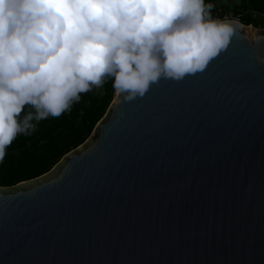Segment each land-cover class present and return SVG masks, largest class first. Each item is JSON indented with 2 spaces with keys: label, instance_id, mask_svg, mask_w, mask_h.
I'll list each match as a JSON object with an SVG mask.
<instances>
[{
  "label": "water",
  "instance_id": "1",
  "mask_svg": "<svg viewBox=\"0 0 264 264\" xmlns=\"http://www.w3.org/2000/svg\"><path fill=\"white\" fill-rule=\"evenodd\" d=\"M115 93L48 172L0 186V264H264V28Z\"/></svg>",
  "mask_w": 264,
  "mask_h": 264
},
{
  "label": "clouds",
  "instance_id": "2",
  "mask_svg": "<svg viewBox=\"0 0 264 264\" xmlns=\"http://www.w3.org/2000/svg\"><path fill=\"white\" fill-rule=\"evenodd\" d=\"M212 8L205 0H0V159L19 133L109 79L132 98L201 70L233 31Z\"/></svg>",
  "mask_w": 264,
  "mask_h": 264
},
{
  "label": "trees",
  "instance_id": "3",
  "mask_svg": "<svg viewBox=\"0 0 264 264\" xmlns=\"http://www.w3.org/2000/svg\"><path fill=\"white\" fill-rule=\"evenodd\" d=\"M219 1L222 0H205V3L213 5V12L217 10L215 3ZM221 7L241 13L245 24L264 26L263 21L254 16V13L264 14V0H228V3H221ZM115 93L113 82L109 79L102 87L82 93L81 99L60 116H49L39 121L35 131L19 133L0 159V186H11L51 170L66 153L91 135L107 112ZM28 110L29 106H26L25 112Z\"/></svg>",
  "mask_w": 264,
  "mask_h": 264
},
{
  "label": "built area",
  "instance_id": "4",
  "mask_svg": "<svg viewBox=\"0 0 264 264\" xmlns=\"http://www.w3.org/2000/svg\"><path fill=\"white\" fill-rule=\"evenodd\" d=\"M211 17L218 20H235L242 22V14L232 8L219 7L211 12Z\"/></svg>",
  "mask_w": 264,
  "mask_h": 264
},
{
  "label": "rangeland",
  "instance_id": "5",
  "mask_svg": "<svg viewBox=\"0 0 264 264\" xmlns=\"http://www.w3.org/2000/svg\"><path fill=\"white\" fill-rule=\"evenodd\" d=\"M221 3H228V0H222V1L216 2L215 3L216 7L217 8L221 7ZM229 4H230V7L233 6V3L232 2H230ZM254 16L257 17V19L259 21H263V23H264V14L254 13ZM261 28H264V26L263 27L261 26Z\"/></svg>",
  "mask_w": 264,
  "mask_h": 264
},
{
  "label": "snow or ice",
  "instance_id": "6",
  "mask_svg": "<svg viewBox=\"0 0 264 264\" xmlns=\"http://www.w3.org/2000/svg\"><path fill=\"white\" fill-rule=\"evenodd\" d=\"M226 44H227V40L223 41V42L219 45V48H218L217 53H219V52L221 51V49H224L225 46H226ZM217 53H216L213 57H215V56L217 55ZM208 62H209V60L206 62L205 65H207ZM205 65L202 67V69H204ZM143 95H144V94H143ZM143 95H142V96H143Z\"/></svg>",
  "mask_w": 264,
  "mask_h": 264
}]
</instances>
